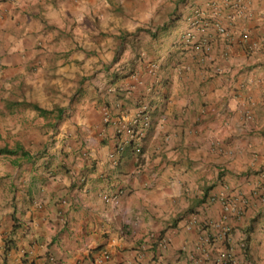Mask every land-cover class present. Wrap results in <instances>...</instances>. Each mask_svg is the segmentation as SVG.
<instances>
[{"label": "crops", "instance_id": "crops-1", "mask_svg": "<svg viewBox=\"0 0 264 264\" xmlns=\"http://www.w3.org/2000/svg\"><path fill=\"white\" fill-rule=\"evenodd\" d=\"M197 8L207 25L192 27ZM0 39L27 91L7 117L32 101L30 73L78 89L53 99L69 114L38 156L12 138L29 114L0 128V147L29 152L0 155V264H264V0H0Z\"/></svg>", "mask_w": 264, "mask_h": 264}, {"label": "rangeland", "instance_id": "rangeland-1", "mask_svg": "<svg viewBox=\"0 0 264 264\" xmlns=\"http://www.w3.org/2000/svg\"><path fill=\"white\" fill-rule=\"evenodd\" d=\"M182 3H184L186 0H180ZM171 12L168 11V14H170ZM179 14V12H178ZM175 15L177 16V12L175 13ZM2 39H0V47L2 46ZM97 45L98 42H97ZM93 48H96V45H93L90 47V53L94 50ZM91 58L90 61V83H101L102 80V75L100 73V71H98L97 66H98V61L95 58ZM111 59H107V61L109 62ZM138 60V59H137ZM111 61H114L113 59ZM106 64V63H105ZM151 64V63H150ZM5 65L0 64V128L4 129L6 127L9 128H16V126L20 125L22 126V116L24 114H29L30 115V130L29 133H26L25 135L23 133H19L16 135H12V138L14 139L15 142L17 141H25V144H28L30 147H28L30 149V152H34L35 156L37 155V152H45L44 149H47V146L49 148V146L52 145V143L54 142V138L53 135L55 133L56 130H54L52 127L48 126V122L51 120V116L47 115V116H42V115H38V112L34 111V110H27L25 107H16L18 109V113L16 114V116H18L19 118L16 120L13 117L9 116L7 117V111H8V107L6 106L4 99H17V98H21L22 96H26V90L22 89V85L19 86H13V84L10 82V78L9 75L6 74V70L4 69ZM8 76V77H7ZM31 76V88H30V96L29 98L34 101V100H41L44 104H49V107H54L55 105L53 103V99L55 97L62 98L65 97L66 99H71L73 101L74 98L78 97V89L77 87L75 88V84L72 88L67 89V91H62L60 89H56V85L58 87H60L59 82L58 83H52L50 84V81H52V78H56L54 75L48 76V80L49 83H45L44 89H37V87L33 86L34 85V80L37 78L36 74L30 73ZM39 77H44V75L40 74L38 75ZM70 78L65 79H61L60 83L63 84V86H68L69 82H73L75 83L77 81V78H75L73 81L69 80ZM79 80V79H78ZM80 82V81H78ZM21 83V82H20ZM19 83V84H20ZM51 109V108H50ZM28 123V122H27ZM37 129H39L41 131L39 136L38 134H34V130L36 131ZM44 131H46V133H44ZM45 136V138L43 137ZM43 141H45V145H43Z\"/></svg>", "mask_w": 264, "mask_h": 264}, {"label": "built area", "instance_id": "built-area-1", "mask_svg": "<svg viewBox=\"0 0 264 264\" xmlns=\"http://www.w3.org/2000/svg\"><path fill=\"white\" fill-rule=\"evenodd\" d=\"M213 8L218 9V6L216 5V3H212ZM237 9L239 11V5L237 6ZM208 9H204V8H197L194 11V16L193 18L190 19V23L192 24V27H198L199 25H203L206 24V16L207 14L209 15V12H207ZM213 14L214 11H213ZM212 14V15H213ZM213 17H217L215 15H213ZM213 24L215 25V27L217 28V30L219 31L220 34L222 35H226L227 34V28L222 25L221 22L219 21H214ZM207 25V24H206ZM250 39V34L248 32H243L242 33V42L243 43H247ZM185 42L190 45L192 47V50L196 51V52H200L203 51L205 49V47L207 46V41L206 39H198L195 40V36L193 34V32L191 30H189L188 32L185 33ZM250 117V115H249ZM141 121V122H140ZM133 126L129 127V142L131 141L132 143H135V151L140 153L141 152V146L139 145V143L142 141V139L145 136L146 133V129L149 127L150 125V120H149V116L147 115V106H145L138 115V118H136L133 121ZM123 146L124 144H120L117 147V152L116 154H118L121 150H123ZM52 261H54V259L52 258Z\"/></svg>", "mask_w": 264, "mask_h": 264}, {"label": "trees", "instance_id": "trees-1", "mask_svg": "<svg viewBox=\"0 0 264 264\" xmlns=\"http://www.w3.org/2000/svg\"><path fill=\"white\" fill-rule=\"evenodd\" d=\"M158 28H159V31H163V32L167 30V26L166 25L159 26ZM147 30L151 31L150 29H147ZM17 103H19V102L18 101L14 102V104H17ZM22 104L26 108H30L31 110H34V111L38 112L42 116L50 115L51 116V120L48 122V126L52 127L54 130H56L58 128L60 123L69 114L68 109H66L65 107H61L59 105H55L53 108L47 109V108L41 106L38 102H35V101H31V102L24 101ZM7 107L8 108H12V107H9V106H7ZM15 107H13V108H15ZM2 154H10V155L21 154L24 157L29 156V152L26 151L25 149H23V147H21L19 145L16 148H10V147H7V146L0 147V155H2Z\"/></svg>", "mask_w": 264, "mask_h": 264}]
</instances>
